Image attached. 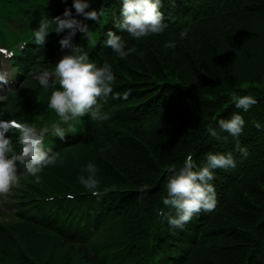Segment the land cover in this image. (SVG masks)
<instances>
[{"label": "trees", "instance_id": "obj_1", "mask_svg": "<svg viewBox=\"0 0 264 264\" xmlns=\"http://www.w3.org/2000/svg\"><path fill=\"white\" fill-rule=\"evenodd\" d=\"M72 2L0 0L4 39L28 40L23 57L15 60L22 72L17 85L0 86L2 115L12 113L37 128L58 120L47 107L51 89L41 88L36 76L54 69L66 32H50L40 46L32 31L41 18L61 16ZM161 4L168 28L134 40L115 27L121 0H90L89 10L103 5L105 14L100 23L85 20L93 43L79 32L74 42L97 66L111 64L113 93L130 95L109 97L103 111L110 119L93 122L85 115L75 133L63 141L53 137L55 164L43 170L41 183L33 178L21 190L18 215L0 218V264H264V0ZM72 13L83 19L74 8ZM189 26L181 40L179 32ZM109 30L136 51L120 59L104 45ZM172 41L174 48L164 46ZM232 92L257 103L247 112L237 109ZM234 112L245 120L238 139L246 157L226 132L220 141L207 132ZM209 152H232L236 161L235 168L213 170L217 207L194 215L183 229L170 227L158 215L172 211L163 205L169 167L181 166L188 155L199 167ZM89 162L96 165L99 197L78 180L87 175L82 170ZM38 193L62 197L39 202Z\"/></svg>", "mask_w": 264, "mask_h": 264}, {"label": "clouds", "instance_id": "obj_2", "mask_svg": "<svg viewBox=\"0 0 264 264\" xmlns=\"http://www.w3.org/2000/svg\"><path fill=\"white\" fill-rule=\"evenodd\" d=\"M161 6V0H121L120 17L115 27L134 40L162 34L169 25L165 22ZM72 8L75 9L76 16L83 19L73 16ZM89 9L90 0H73L71 8L66 7L61 16L41 18L32 31L33 42L40 46L45 44L50 32H55L58 36L66 32L59 40L64 54L54 69L44 70L36 76L41 88L51 89L47 107L56 114L58 120L42 128L23 119L0 120V196H7L14 188H19L21 176H31L34 178L33 183H41V173L46 167L55 164L57 156L51 147L45 146L47 136L58 137L63 141L67 133L76 132V123L85 115L93 122L106 121L110 119V114L103 111V105L108 102L109 97L127 100L130 95V90L113 93L116 76L111 64L102 62L97 66V63L89 60L85 48L74 42V37L79 32L82 39L93 43L94 33L85 20L100 23L105 8L102 5L99 10ZM190 30V26L183 28L179 32L180 39L187 38ZM106 35L105 47L110 48L120 59L136 51L134 47L127 48L121 35L111 30ZM164 46L171 49L176 44L172 41L166 42ZM0 81L7 82L4 74H0ZM4 99L5 96H0V101ZM230 100L235 108L244 112L257 103L253 96H241L235 92L230 93ZM252 124L258 130L262 128L258 121H252ZM244 126L243 116L234 112L230 118L220 119L216 127L210 125L207 132L217 141L226 140L227 137L221 135L226 132L233 137L235 149L246 157L247 148L242 147L238 139ZM12 135L17 137L15 144ZM235 167L232 152H209L205 156V162L199 167L192 155H188L179 167L171 165L166 178L167 195L163 198V205L172 211L166 213L161 209L158 215L170 227L183 229L194 215L202 211H214L217 207L216 191L210 183L214 179L213 170ZM20 168L24 169L22 173ZM82 171L87 175H80L79 183L93 196L99 197L101 191L96 165L89 162ZM146 190L147 185L140 189L141 193ZM47 199L51 202L55 197L49 196Z\"/></svg>", "mask_w": 264, "mask_h": 264}, {"label": "rangeland", "instance_id": "obj_3", "mask_svg": "<svg viewBox=\"0 0 264 264\" xmlns=\"http://www.w3.org/2000/svg\"><path fill=\"white\" fill-rule=\"evenodd\" d=\"M0 30H3V31H5V32L7 33V30H6L5 28H1ZM2 204H4V201L0 200V206H1Z\"/></svg>", "mask_w": 264, "mask_h": 264}]
</instances>
